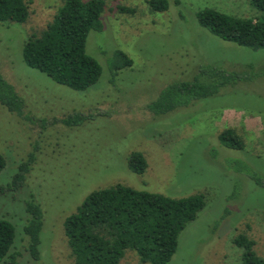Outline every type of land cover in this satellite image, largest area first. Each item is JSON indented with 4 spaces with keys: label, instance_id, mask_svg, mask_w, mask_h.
Here are the masks:
<instances>
[{
    "label": "rangeland",
    "instance_id": "obj_1",
    "mask_svg": "<svg viewBox=\"0 0 264 264\" xmlns=\"http://www.w3.org/2000/svg\"><path fill=\"white\" fill-rule=\"evenodd\" d=\"M64 1L32 0L26 22L0 23V74L23 100L21 111L0 102V152L6 160L0 218L16 226L17 264H74L66 217L92 192L117 183L175 198L205 195V208L181 232L168 264H242L243 249L234 242L240 234L254 239L264 257V49L224 40L196 15L205 7L247 18L259 11L250 0H169L165 11L153 10L148 0H105L104 28L87 39L102 75L81 91L23 57L29 36L40 34ZM117 51L133 64L114 73ZM214 67L233 73L235 81L164 114L148 107L168 85ZM230 127L243 137V149L219 139ZM134 151L147 159L144 174L129 166ZM23 162L30 169L25 184L12 189L8 185ZM31 199L44 215L38 260L24 231ZM120 264L150 263L128 249Z\"/></svg>",
    "mask_w": 264,
    "mask_h": 264
},
{
    "label": "trees",
    "instance_id": "obj_2",
    "mask_svg": "<svg viewBox=\"0 0 264 264\" xmlns=\"http://www.w3.org/2000/svg\"><path fill=\"white\" fill-rule=\"evenodd\" d=\"M250 1L260 13L255 18L235 16L211 7L200 9L196 15L203 27L224 40L255 50L264 49V0ZM31 3L32 0H0V23L26 22ZM148 3L155 11L169 8V0H148ZM119 9L134 11L124 6ZM104 11L105 0H65L54 20L40 34L29 36L23 46L24 60L60 84L75 90L88 89L101 77L102 66L87 52V39L92 30H103ZM111 63L117 73L132 66L133 59L124 51H117ZM207 69H202L193 80L168 85L148 107L164 114L215 95L222 86L235 81L233 73L223 68ZM0 102L12 111L22 109V98L1 74ZM219 139L230 148L245 147L243 137L232 127L220 132ZM27 164L19 165L8 185L10 188L19 189L25 184L30 171ZM5 166V157L0 152V172ZM129 166L137 174H144L148 168L144 153L132 152ZM205 206L203 193L175 198L122 183L95 190L64 221L74 264H120L128 249L137 252L141 263L168 264L177 252L181 232ZM26 209L30 214L24 226L29 236L28 249L38 260L43 210L35 199L27 202ZM16 238L15 224L0 218V264L18 263L19 253L12 252ZM234 242L243 249L242 264H264V257L255 250L254 239L240 234Z\"/></svg>",
    "mask_w": 264,
    "mask_h": 264
}]
</instances>
